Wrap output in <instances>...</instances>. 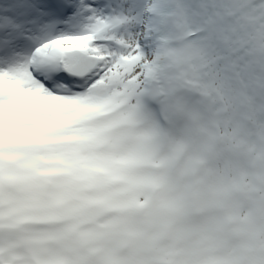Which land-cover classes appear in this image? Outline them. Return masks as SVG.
Here are the masks:
<instances>
[{
	"label": "snow or ice",
	"instance_id": "6c2138e0",
	"mask_svg": "<svg viewBox=\"0 0 264 264\" xmlns=\"http://www.w3.org/2000/svg\"><path fill=\"white\" fill-rule=\"evenodd\" d=\"M0 264H264V0H0Z\"/></svg>",
	"mask_w": 264,
	"mask_h": 264
}]
</instances>
